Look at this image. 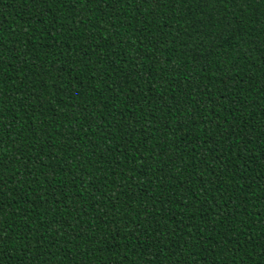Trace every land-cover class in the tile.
I'll use <instances>...</instances> for the list:
<instances>
[{"label": "trees", "instance_id": "1", "mask_svg": "<svg viewBox=\"0 0 264 264\" xmlns=\"http://www.w3.org/2000/svg\"><path fill=\"white\" fill-rule=\"evenodd\" d=\"M0 264H264V0H0Z\"/></svg>", "mask_w": 264, "mask_h": 264}]
</instances>
